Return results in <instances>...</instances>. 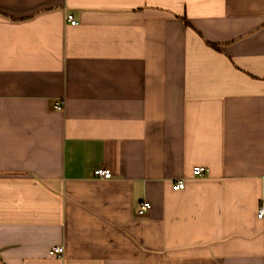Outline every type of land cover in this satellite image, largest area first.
<instances>
[{
	"label": "crops",
	"instance_id": "obj_1",
	"mask_svg": "<svg viewBox=\"0 0 264 264\" xmlns=\"http://www.w3.org/2000/svg\"><path fill=\"white\" fill-rule=\"evenodd\" d=\"M261 205L264 0H0V264H264Z\"/></svg>",
	"mask_w": 264,
	"mask_h": 264
},
{
	"label": "built area",
	"instance_id": "obj_2",
	"mask_svg": "<svg viewBox=\"0 0 264 264\" xmlns=\"http://www.w3.org/2000/svg\"><path fill=\"white\" fill-rule=\"evenodd\" d=\"M67 21L71 24V25H76L78 24V21L73 17V15L71 14H67L66 16ZM57 109H61V104H56L55 106ZM207 168L204 166H199L196 165L192 168V174L194 176H203L207 173ZM94 176L98 177V178H109L112 173L111 170L109 168H96L93 171ZM185 185V181L183 179H179L176 182V187L179 189H182ZM150 207V203L147 201H143L140 203L139 208H138V212H144L145 210H147ZM257 218L258 219H264V206H259L258 210H257ZM54 252L56 253H61L63 251V247L62 246H55L54 247Z\"/></svg>",
	"mask_w": 264,
	"mask_h": 264
},
{
	"label": "trees",
	"instance_id": "obj_3",
	"mask_svg": "<svg viewBox=\"0 0 264 264\" xmlns=\"http://www.w3.org/2000/svg\"><path fill=\"white\" fill-rule=\"evenodd\" d=\"M183 22H184L185 25H189V23L187 22V20H186L185 18H183ZM208 44H209L211 47H213V48H215V49H218V47H217L216 44H214V43H210V42H208Z\"/></svg>",
	"mask_w": 264,
	"mask_h": 264
}]
</instances>
